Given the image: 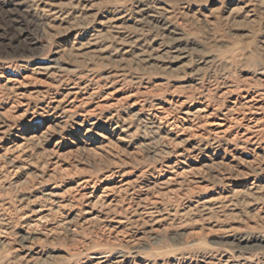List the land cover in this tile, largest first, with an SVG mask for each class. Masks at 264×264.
I'll use <instances>...</instances> for the list:
<instances>
[{"label": "rangeland", "instance_id": "374dc122", "mask_svg": "<svg viewBox=\"0 0 264 264\" xmlns=\"http://www.w3.org/2000/svg\"><path fill=\"white\" fill-rule=\"evenodd\" d=\"M0 264H264V0H0Z\"/></svg>", "mask_w": 264, "mask_h": 264}]
</instances>
